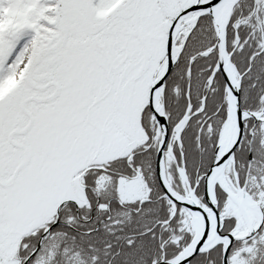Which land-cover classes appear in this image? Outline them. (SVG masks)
Listing matches in <instances>:
<instances>
[{
    "label": "snow or ice",
    "instance_id": "obj_1",
    "mask_svg": "<svg viewBox=\"0 0 264 264\" xmlns=\"http://www.w3.org/2000/svg\"><path fill=\"white\" fill-rule=\"evenodd\" d=\"M0 264H264V0H0Z\"/></svg>",
    "mask_w": 264,
    "mask_h": 264
}]
</instances>
